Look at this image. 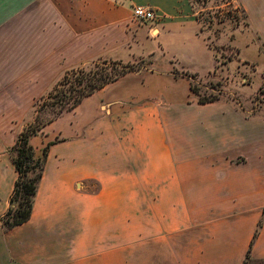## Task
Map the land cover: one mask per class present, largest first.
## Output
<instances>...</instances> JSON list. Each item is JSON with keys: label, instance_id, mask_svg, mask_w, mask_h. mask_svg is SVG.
I'll list each match as a JSON object with an SVG mask.
<instances>
[{"label": "crops", "instance_id": "obj_1", "mask_svg": "<svg viewBox=\"0 0 264 264\" xmlns=\"http://www.w3.org/2000/svg\"><path fill=\"white\" fill-rule=\"evenodd\" d=\"M236 2L244 46L264 55V0ZM137 4L155 20H132ZM213 51L190 0H0V214L17 177L10 147L66 70L167 61L126 72L30 136L36 154L46 146L42 175L30 217L0 225V264H264V144L249 130L262 101H192L178 73L214 71Z\"/></svg>", "mask_w": 264, "mask_h": 264}, {"label": "rangeland", "instance_id": "obj_2", "mask_svg": "<svg viewBox=\"0 0 264 264\" xmlns=\"http://www.w3.org/2000/svg\"><path fill=\"white\" fill-rule=\"evenodd\" d=\"M190 1L200 21L201 30L214 50L213 52L216 65L214 71L212 72H198L200 75L194 74L191 77L190 82L194 86L195 91L191 90L192 95L190 96V100L198 102L197 99L199 96H217L215 100H228L238 103L244 102V104H249V106L252 102L257 105L262 101L260 106L256 107L254 115L251 114L254 118L253 125L252 123L249 125L250 132H252V129L254 132L253 138L256 141L254 147H260L264 144V124L262 123V121H264V55L258 52L257 47L253 45H249L247 47L244 46V36L240 33V31L243 29L245 30L246 21L243 12L237 5L236 0ZM217 8H223L224 11L216 12ZM131 19L135 20L132 15ZM153 20H155V18ZM135 21L147 22L152 20ZM238 47L243 49L244 55L249 60L243 59L238 55ZM131 62L134 63L133 70L148 69L152 67V65L162 68L165 64L167 65V61L166 63L160 64L161 66L156 65L157 57L154 59L151 55L134 59ZM93 65V63H88L85 67L88 68ZM178 73L191 74L192 72ZM44 94H46V92ZM53 98L54 97H39L36 100L33 109L34 111L35 109L37 110L39 120H43L54 114L56 110L55 107L48 103V100H52ZM212 109H215V113H217L215 106H212ZM222 111H220V116L223 115V118L228 121L229 119L233 120L235 118V115L231 113L230 109H223ZM215 113L212 112V114ZM247 128L246 119L239 121L237 134L239 135L240 140L243 139V136L246 137ZM227 129H231L230 124ZM228 131L229 132H226L225 130V133L231 136L233 133L230 132L232 131ZM193 132L198 133V129L193 130ZM240 145H243V142H241ZM107 256L105 259H123L122 254L115 252H112ZM126 257V259L131 260L151 259L149 252L143 253L136 252L134 250H128Z\"/></svg>", "mask_w": 264, "mask_h": 264}, {"label": "trees", "instance_id": "obj_3", "mask_svg": "<svg viewBox=\"0 0 264 264\" xmlns=\"http://www.w3.org/2000/svg\"><path fill=\"white\" fill-rule=\"evenodd\" d=\"M90 63L94 65L88 68L82 65L66 70L55 81L46 94L40 97H54L52 100H48V103L56 109L54 114L39 120L35 109L33 119L23 126L17 134L14 144L10 147L17 177L10 194L9 206L5 212L0 214V225L4 229L12 228L30 217L34 194L42 175L46 146L43 147L40 155L36 154L34 147L29 142L30 136L36 134L43 125L63 111L74 108L86 95L134 69L133 62L118 59H100ZM194 74L196 73H186L190 79ZM190 89L195 91L192 84H190ZM216 98L217 96H199L197 101L204 103Z\"/></svg>", "mask_w": 264, "mask_h": 264}, {"label": "built area", "instance_id": "obj_4", "mask_svg": "<svg viewBox=\"0 0 264 264\" xmlns=\"http://www.w3.org/2000/svg\"><path fill=\"white\" fill-rule=\"evenodd\" d=\"M223 12V8H217L216 12ZM132 17L135 20H153L156 17V12L154 8L147 6V5H142V4H137L133 6L132 9Z\"/></svg>", "mask_w": 264, "mask_h": 264}]
</instances>
